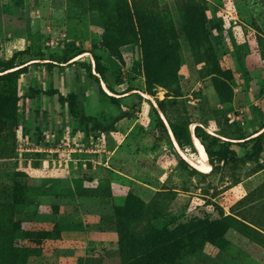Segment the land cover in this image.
Segmentation results:
<instances>
[{"label":"rangeland","instance_id":"obj_1","mask_svg":"<svg viewBox=\"0 0 264 264\" xmlns=\"http://www.w3.org/2000/svg\"><path fill=\"white\" fill-rule=\"evenodd\" d=\"M182 1L142 5L171 21L180 43L174 74L149 97L141 43L121 46L125 64L104 46L102 0H0V65L31 63L14 81L17 120L0 123V264H121L120 228L146 235L223 214L232 227L182 264H264V136L257 147L225 142L264 126V0H202L210 42L198 48ZM71 94L89 121L72 113ZM158 101L247 161L209 156L212 170L194 172L161 131ZM183 149L197 158L195 146Z\"/></svg>","mask_w":264,"mask_h":264},{"label":"trees","instance_id":"obj_2","mask_svg":"<svg viewBox=\"0 0 264 264\" xmlns=\"http://www.w3.org/2000/svg\"><path fill=\"white\" fill-rule=\"evenodd\" d=\"M150 0H102V5L94 7L104 23L105 32L103 43L106 49L115 56L122 64L125 58L121 46L140 42L144 55V67L146 73V92L155 95L154 85L162 82L163 75L174 74L177 60L179 58L180 43L177 39L174 24L166 21L163 14L152 12L143 7ZM202 0H183L179 7V14L184 24V29L189 42L196 46H207L210 42L209 32L206 27V8ZM165 44L163 48L159 46ZM95 69L102 78H107V66L103 63L99 55L94 56ZM21 65H0V123L15 121L18 118V89L14 81L23 74L31 63ZM224 87L218 86L219 91ZM104 90V89H102ZM105 92V91H104ZM231 92V91H230ZM70 107L74 115L78 116L82 122L89 121L92 117L82 115L77 110V95L71 94ZM114 101L118 97H111ZM162 112L166 115L162 101H158ZM158 116L161 131L169 135L172 131L176 140L182 148L194 146L193 135L203 142L210 157H218L224 161L233 163L246 162L249 154L240 155L236 149H230L232 155L229 156L223 148L215 149L220 141L224 139L209 135L200 125H196L195 130L191 129V124L187 121L175 119L167 116L168 127L165 125L161 114L155 108ZM264 126L259 133L244 141H225L232 145H243L249 140H255L254 146L264 136ZM261 131V132H260ZM206 136L212 138L211 146L206 142ZM246 137H238L242 139ZM194 172L196 167L191 166ZM233 217L223 214L218 219L191 220L182 224H177L173 229L169 227L151 226L145 234H134L130 232L121 233L119 231L120 254L125 256L121 264H182L187 255L194 254L199 250L200 241L217 244L229 228L232 227ZM246 234L249 230L242 229ZM19 260L20 253L14 254Z\"/></svg>","mask_w":264,"mask_h":264},{"label":"bare ground","instance_id":"obj_3","mask_svg":"<svg viewBox=\"0 0 264 264\" xmlns=\"http://www.w3.org/2000/svg\"><path fill=\"white\" fill-rule=\"evenodd\" d=\"M82 55V54H81ZM81 55H78L76 57H74V59H77L79 58ZM107 84V83H106ZM105 84V87L106 89L109 91V92H112L108 86ZM142 93H144L146 96H149L151 97V95L149 93H145L142 91ZM166 120V118H164ZM166 122L168 123V121L166 120ZM196 123H192L191 124V127L192 129L195 130V127H196ZM209 131H211L210 129H208ZM264 129H262L261 131H263ZM213 132V131H211ZM173 134V132H172ZM174 136V134H173ZM174 141H175V144L176 146L178 147V149L180 150V152L194 165L196 166L199 170L203 171V172H210L212 170V164L211 162L209 161L208 157V153H207V150L205 148V145L203 144V142L197 137V135H194L193 137V142H194V146L196 147L197 149V158H191V156H188L186 154V152L184 151V149L180 146V144L178 143V141L176 140L175 136H174Z\"/></svg>","mask_w":264,"mask_h":264},{"label":"crops","instance_id":"obj_4","mask_svg":"<svg viewBox=\"0 0 264 264\" xmlns=\"http://www.w3.org/2000/svg\"><path fill=\"white\" fill-rule=\"evenodd\" d=\"M94 65H95V63H94ZM193 131H194V129H192Z\"/></svg>","mask_w":264,"mask_h":264},{"label":"water","instance_id":"obj_5","mask_svg":"<svg viewBox=\"0 0 264 264\" xmlns=\"http://www.w3.org/2000/svg\"><path fill=\"white\" fill-rule=\"evenodd\" d=\"M193 137H194V135H193Z\"/></svg>","mask_w":264,"mask_h":264},{"label":"built area","instance_id":"obj_6","mask_svg":"<svg viewBox=\"0 0 264 264\" xmlns=\"http://www.w3.org/2000/svg\"><path fill=\"white\" fill-rule=\"evenodd\" d=\"M194 132V131H193Z\"/></svg>","mask_w":264,"mask_h":264}]
</instances>
